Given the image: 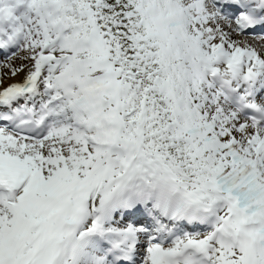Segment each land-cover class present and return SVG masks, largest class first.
<instances>
[{
    "label": "snow or ice",
    "instance_id": "6c2138e0",
    "mask_svg": "<svg viewBox=\"0 0 264 264\" xmlns=\"http://www.w3.org/2000/svg\"><path fill=\"white\" fill-rule=\"evenodd\" d=\"M0 264H264V0H0Z\"/></svg>",
    "mask_w": 264,
    "mask_h": 264
}]
</instances>
